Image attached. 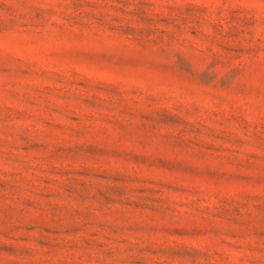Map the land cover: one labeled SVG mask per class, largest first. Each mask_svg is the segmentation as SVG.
<instances>
[{"label": "rangeland", "instance_id": "1", "mask_svg": "<svg viewBox=\"0 0 264 264\" xmlns=\"http://www.w3.org/2000/svg\"><path fill=\"white\" fill-rule=\"evenodd\" d=\"M0 264H264V0H0Z\"/></svg>", "mask_w": 264, "mask_h": 264}]
</instances>
